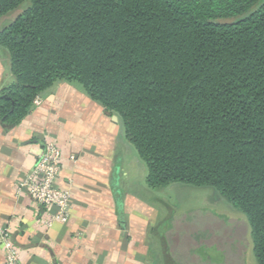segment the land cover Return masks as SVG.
Returning a JSON list of instances; mask_svg holds the SVG:
<instances>
[{
    "label": "trees",
    "instance_id": "16d2710c",
    "mask_svg": "<svg viewBox=\"0 0 264 264\" xmlns=\"http://www.w3.org/2000/svg\"><path fill=\"white\" fill-rule=\"evenodd\" d=\"M12 14L2 125L77 83L120 117L150 188L214 187L264 264V0H0Z\"/></svg>",
    "mask_w": 264,
    "mask_h": 264
},
{
    "label": "crops",
    "instance_id": "0c3cea01",
    "mask_svg": "<svg viewBox=\"0 0 264 264\" xmlns=\"http://www.w3.org/2000/svg\"><path fill=\"white\" fill-rule=\"evenodd\" d=\"M14 16L1 18L0 30ZM11 80L8 55L0 47V88ZM39 99L18 124L0 123V226L10 228L22 264L197 261L185 252L187 238L171 242L174 227L165 221V202L147 185L146 175L137 178L134 170L142 160L120 117L74 82L56 81ZM46 139L61 150L57 185L69 191L71 201L67 221L50 225L54 207L40 206L25 190L15 191Z\"/></svg>",
    "mask_w": 264,
    "mask_h": 264
},
{
    "label": "rangeland",
    "instance_id": "374dc122",
    "mask_svg": "<svg viewBox=\"0 0 264 264\" xmlns=\"http://www.w3.org/2000/svg\"><path fill=\"white\" fill-rule=\"evenodd\" d=\"M134 171L144 178L145 163ZM153 193L165 202L168 227H176L171 242L187 238L186 254L199 258L191 264H256L246 221L217 189L172 182Z\"/></svg>",
    "mask_w": 264,
    "mask_h": 264
},
{
    "label": "built area",
    "instance_id": "2783aa9c",
    "mask_svg": "<svg viewBox=\"0 0 264 264\" xmlns=\"http://www.w3.org/2000/svg\"><path fill=\"white\" fill-rule=\"evenodd\" d=\"M40 103L39 97L34 101ZM63 155L57 143L46 139L37 153L32 168L17 182L16 193L25 190L32 199L43 207H54L56 212L47 221L66 222L69 217L70 193L57 185ZM74 160V156H70ZM0 251L3 255L2 264H22L17 246L8 226H0Z\"/></svg>",
    "mask_w": 264,
    "mask_h": 264
}]
</instances>
